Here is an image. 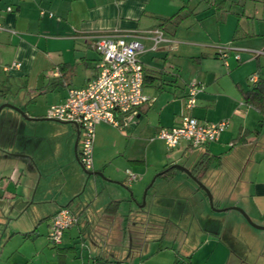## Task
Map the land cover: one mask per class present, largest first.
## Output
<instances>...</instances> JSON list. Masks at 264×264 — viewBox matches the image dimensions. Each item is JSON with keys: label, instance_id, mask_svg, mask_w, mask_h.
Segmentation results:
<instances>
[{"label": "crops", "instance_id": "crops-1", "mask_svg": "<svg viewBox=\"0 0 264 264\" xmlns=\"http://www.w3.org/2000/svg\"><path fill=\"white\" fill-rule=\"evenodd\" d=\"M218 1L0 0V94L13 87L24 91L11 103L29 118L14 110L0 115V183L14 182L26 193L19 209L13 205L2 213L12 218L25 209L33 213L21 221L30 220L21 230L4 232L0 264H264V229L227 209L239 207L264 226V120L243 99L250 77L264 78V54L253 53L264 50V9L246 14L228 4L229 12L219 18L212 6ZM183 6L188 17L152 49L159 19ZM112 32L129 34L142 45L137 57L150 100L120 118L122 129L136 141L133 154L125 157L133 163L115 170L106 166L110 156L100 158L94 148L90 173L102 172L112 181L95 177L83 184L82 179L55 177L64 169V149H74L77 156L79 129L45 120L47 110L63 102L69 89L84 87L97 75L101 55L94 38ZM13 63L20 65L10 68ZM191 83L200 90L195 106L186 111ZM24 101H29L25 107ZM187 113L229 124L217 141L195 152L187 151L185 142L168 148L157 138L159 129L178 126ZM203 155L213 161L197 178L223 211L210 209L206 193L174 167L192 170ZM168 166L176 171L173 179L182 176L191 188V201L186 193L166 192L169 179L159 192H150ZM127 170L135 181L129 183ZM121 181L131 187L133 199L123 193ZM144 189L148 211L138 204ZM62 207L77 222L56 246L48 239L49 225Z\"/></svg>", "mask_w": 264, "mask_h": 264}, {"label": "built area", "instance_id": "built-area-1", "mask_svg": "<svg viewBox=\"0 0 264 264\" xmlns=\"http://www.w3.org/2000/svg\"><path fill=\"white\" fill-rule=\"evenodd\" d=\"M152 41V49H155L166 41V37L160 29H154ZM93 47L101 55L97 75L84 87L69 89L67 98L61 103L51 105L46 113V118L72 123L78 127L77 156L86 171H92L94 167L93 150L97 125L103 122L122 127L120 118L134 113L138 107L150 100L143 91L144 70L137 57L142 51V45L138 40L129 34L118 32L99 34L94 38ZM220 52L225 55L224 49ZM253 53L264 54V50H254ZM19 65L13 63L10 68ZM8 69L9 67H5V70ZM255 79L252 76L249 81L254 82ZM199 90L196 83L188 86L184 100L186 111L195 106ZM228 124V120L201 121L187 113L178 126L159 129L157 138L163 140L170 149L176 148L182 142L189 147L205 146L217 141ZM127 175L129 183L137 179L131 172H127ZM76 222L77 217L69 209L60 208L51 217L49 241L53 245H60L63 233Z\"/></svg>", "mask_w": 264, "mask_h": 264}, {"label": "rangeland", "instance_id": "rangeland-1", "mask_svg": "<svg viewBox=\"0 0 264 264\" xmlns=\"http://www.w3.org/2000/svg\"><path fill=\"white\" fill-rule=\"evenodd\" d=\"M231 8L234 10H239L240 12H242V10H243V11H245L246 14H250V13L254 14L256 12H260L261 9H264V5H262L261 3H255L252 1H247L243 7H240V6L236 7L235 5H233ZM23 93H24V91H21L20 88L13 87L10 92L5 93L4 95L0 94V102H1L0 105H2V104L13 105L11 103L12 99L16 96H20V95L23 96ZM27 103L29 104V101H24V107ZM8 111L12 112L13 109L5 107L1 110L0 115L3 112H8ZM53 122L59 128L72 126L71 123H62V122H58V121H53ZM134 144H136V141L134 140V136L133 135L131 136V134L129 132H127V129H125V128L122 129V127H114L113 125L103 123V122L96 127L94 148H97V154L100 158L102 156H107V157L110 156V160L106 164V166H109L110 168L112 167L115 170L123 171V170H125L124 169L125 167H122V164L126 163V165L129 166L131 163H133V162L129 163V161H127V159L125 157H126V154H133V150H135ZM198 147H202V146H198ZM197 149H198L197 147H189L187 149V151L195 152V151H197ZM116 150H118L117 154H115V152H117ZM60 151L62 152L63 150L60 149ZM64 152H65V154H64L65 160L63 161V165H64L63 168L64 169H62V171H60V173L58 172L55 175V177L63 178L61 176H64V178L65 177L70 178V180H73L75 182L82 179L83 184L87 183V182L92 183L93 181H95V177L93 175H88L86 173L85 169L79 163V161H77V159L75 157L74 149H70L68 152H66V150L64 149ZM127 172H129V171L127 170ZM177 174L179 176L181 175L179 173H177ZM174 175H172V177L167 181V182H169V188H167V187L165 188L166 192L170 193V195H172V196H177L178 194H182V193L185 194L186 193L187 199H189L191 201L193 199L189 193V191H190L189 189H191V188H186V186L181 182L182 176H180V178L178 177L176 179H173ZM121 180L124 181L125 177L123 176ZM122 181L120 182V184H122L124 186L123 193H126V195L128 194V197L133 199V197L131 196V193H130L131 187L126 185V183H124ZM162 183H164V179L163 180L157 179L155 181L153 187L151 188L150 192L151 193H153L154 191L159 192L160 184H162ZM16 185L17 184L13 182L11 185L6 187L7 185L0 183V218L3 219V222L0 223V242H1L0 247L5 243V240L2 241V237H3L4 232L8 228L9 229L11 228V230L20 229L21 226H23L22 223H24V224L30 223L29 219H27V221H25V222H21V221L26 220L24 218H26L29 215V213L33 214L32 212H29L31 209H28V210L25 209V211L23 212L22 215L20 214L19 216H16L13 218L8 217L7 216L8 213L7 214L2 213L6 210L10 211L11 206H13V205H16L17 206L16 208L19 209L20 204L23 203V200H24L23 198L26 197V193L24 191H21L19 187L16 188L17 187ZM189 185H191V184H189ZM87 187H89V186H87ZM144 191H145V189L143 190V193L140 197V202L138 204L141 206V208H144V211H148L149 199H147V200L145 199V204L147 202L146 207L143 205ZM180 192H182V193H180ZM200 192L203 193L202 191H200ZM210 193H211V191H210ZM31 195H32V193H31ZM212 199H213V197H212ZM213 205L215 207L214 201H213ZM209 208L212 209L211 206H209ZM23 210H24V208L22 209V211ZM194 210L196 212H198V209H194ZM222 213L223 212H220L218 214H222ZM214 214L217 215L216 213H214ZM10 218H12V220Z\"/></svg>", "mask_w": 264, "mask_h": 264}, {"label": "trees", "instance_id": "trees-1", "mask_svg": "<svg viewBox=\"0 0 264 264\" xmlns=\"http://www.w3.org/2000/svg\"><path fill=\"white\" fill-rule=\"evenodd\" d=\"M247 1L264 3V0H219L218 2H214L212 6H214V10L217 17L221 18V16L229 12V9L227 7L228 4L230 6L239 5V4L243 5ZM186 9L187 7L183 6L172 16L160 18L159 19L160 22L157 25V29H160L165 36H167L168 34L173 35L176 29L178 28V26L181 24V22L188 17V14H186L185 12ZM188 11L191 12V10ZM146 80L147 77L144 72V84ZM250 83L251 85L248 88V90H246L243 93L244 103L250 106L251 108L255 109L262 117V120H264V78H258L254 82H250ZM1 92L3 93V95L5 94L3 90ZM212 161H213L212 158L208 157L207 155H203L191 170L192 173L196 177H200V175L205 170H207L208 167L212 164ZM135 162H142V161L139 160ZM175 173H176L175 169L172 166H168L165 167L158 174V177L168 180Z\"/></svg>", "mask_w": 264, "mask_h": 264}, {"label": "water", "instance_id": "water-1", "mask_svg": "<svg viewBox=\"0 0 264 264\" xmlns=\"http://www.w3.org/2000/svg\"><path fill=\"white\" fill-rule=\"evenodd\" d=\"M5 107H8V108H10V109H13L14 111H16V112H18L19 114H21L23 117H25V118H27V119H29L28 117H26V115L24 114V112H23V110L22 109H20L19 107H17V106H14V105H11V104H2V105H0V112H1V110L3 109V108H5ZM45 120H51V121H56V120H53V119H49V118H45ZM58 122H61V121H58ZM62 123H68V122H62ZM78 133V135H79V131L77 132ZM77 144H78V138L76 139V141H75V145H74V147H75V150H76V148H77ZM77 157V156H76ZM174 167L175 168H177V169H179V170H182L187 176H189L205 193H206V195H207V198H208V200H209V203H210V205H211V208L213 209V210H215V211H223V210H225V209H216V208H214V206H213V200H212V195H211V193H210V191L208 190V188L192 173V171L190 170V169H187V168H185V167H183V166H181V165H174ZM86 171V170H85ZM86 173L88 174V175H93L94 177H96V178H99L100 180H104V181H112L110 178H108V177H106L105 175H104V173H102V172H91L90 173V171H86ZM154 180V179H153ZM146 192H147V189H145V191H144V195H143V205H144V203H145V196H146ZM227 209H233V210H236V211H238L239 213H241L242 214V216L246 219V221L250 224V225H252V226H254V227H256V228H258V229H264V226H260V225H256L255 223H253L252 222V220L250 219V217L247 215V213L243 210V209H241V208H239V207H236V206H232V207H229V208H227Z\"/></svg>", "mask_w": 264, "mask_h": 264}]
</instances>
